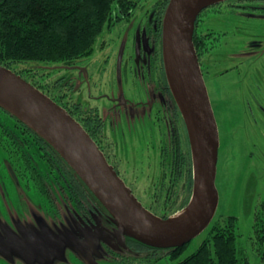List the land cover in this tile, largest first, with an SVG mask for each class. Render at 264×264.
Segmentation results:
<instances>
[{"label": "rangeland", "instance_id": "rangeland-1", "mask_svg": "<svg viewBox=\"0 0 264 264\" xmlns=\"http://www.w3.org/2000/svg\"><path fill=\"white\" fill-rule=\"evenodd\" d=\"M155 1L141 0L139 4L142 3L144 6L142 12L139 11L141 5L137 4L135 7H138V10L133 18L138 17L141 13L145 14ZM257 3H262V1ZM214 6L211 8L213 11L211 13L216 12L217 8L223 9L222 4ZM220 19L224 28L234 29L236 32L230 42L232 46L237 44L238 47L242 46L247 39L246 35L249 38L264 40V19L255 18L251 23L242 22V17L234 15L221 16ZM112 22L106 23L95 39L93 51L85 62L90 68L88 81L90 90L87 91L86 87L82 89V99H85L87 105L97 104L101 114L109 115L110 119H113L115 115L110 108L112 102L109 97L123 92L125 98L137 99L142 96L144 87L140 79L134 78L135 67L128 58L122 59L120 73L116 74L118 51L124 37L121 32L122 27L118 28V25L112 24ZM248 27L252 28L246 34ZM197 39L199 40L198 37L194 38L193 42L198 56ZM128 48L129 45L125 57L129 53ZM91 63L93 64L92 68ZM69 64L70 62L64 61L28 60L15 63L12 69L49 96L54 92V86L60 82L57 77L70 71ZM216 70L217 68L214 67L212 82L208 80L207 84L209 98L217 116L221 143L215 182L219 192V202L212 221L225 227L229 225L230 215H234L236 217L234 229L237 235V246L242 248L249 264H264V239H260L264 236V207L261 204L264 203V128L262 125L249 124L247 129L242 131L235 129L236 125H241L243 121H249L252 118L244 101L245 98H248V88L246 87L251 85L247 80H242L239 85L231 83L230 79L232 78H228V82L219 80L222 77L216 76ZM98 74L101 76L99 77ZM261 76L263 77V75ZM91 79L98 83L97 87L92 85ZM111 79L112 81H110ZM102 93L106 95L96 97ZM1 117L6 121L4 116L1 115ZM153 120L157 121L154 116ZM119 125L121 132L130 139L133 133L139 132L136 140L132 143L128 139V143L138 149L141 148L142 151L147 152V147L154 145V142H157L158 147L162 145L159 143L157 131L155 132V141H153L151 131L153 125L151 126L146 119L128 120L123 117ZM101 135L106 152H116L119 147H117V143L121 140L120 133L118 141L113 139L110 130H106L104 133L102 131ZM6 155L7 150L0 147V233L4 227L8 226L11 230L22 234L28 229L43 235L58 234L61 231L76 232L75 214L68 212L73 209L66 207L67 210H64L65 212L60 215L57 205L56 208L52 206L45 195L40 192L41 188L37 184L38 182L30 178L31 175L25 178L19 161L15 165L13 164V167L21 171V177L14 174L11 164H9L10 161L14 162L13 158H9V161ZM125 158L122 154L121 159ZM168 158L167 165L165 163L164 168L159 170L156 175L149 177L147 181L137 177L138 180H131L133 182L131 184L129 180L131 177L134 178L135 174L126 178V183L130 185L133 192L136 189L135 185L138 187L137 183L140 180L144 181V190L139 188L142 196L139 195L141 197L139 198L142 199L145 208L160 217H169L183 209L192 194V185L190 187L189 181V178L193 177L191 152L190 147L188 148L185 141L183 142L181 139V134L180 138L175 136L172 156L169 155ZM171 159L173 160L172 173L169 171ZM141 161L144 162L145 157H142ZM167 173L170 174L169 178ZM208 236L209 231L205 229L188 243L177 259L171 257L168 250L163 249L153 251L150 257L145 254L148 251L144 248L136 249L140 250L138 253L132 252L123 254V256L108 234L102 233L91 237L83 234L79 242L80 246L64 243L49 254L39 252L31 258H25L16 250H10L8 254L0 252V264H175L177 260L193 252ZM82 247H86L89 252L88 262L80 251Z\"/></svg>", "mask_w": 264, "mask_h": 264}, {"label": "water", "instance_id": "water-1", "mask_svg": "<svg viewBox=\"0 0 264 264\" xmlns=\"http://www.w3.org/2000/svg\"><path fill=\"white\" fill-rule=\"evenodd\" d=\"M224 0H168L162 20V60L167 83L186 124L192 160V194L188 204L169 217L145 208L108 163L95 141L63 107L10 68L0 64V108L23 122L64 158L106 208L115 227L110 235L125 247V237L156 248H175L206 229L215 215L219 134L207 87L193 44L198 14ZM123 45L117 58L121 70ZM101 229H98V233ZM0 234V252L10 249L31 258L49 254L64 243L77 246L73 232L25 239L14 230ZM79 247V246H78ZM86 262L89 252L80 248Z\"/></svg>", "mask_w": 264, "mask_h": 264}, {"label": "flooded vegetation", "instance_id": "flooded-vegetation-1", "mask_svg": "<svg viewBox=\"0 0 264 264\" xmlns=\"http://www.w3.org/2000/svg\"><path fill=\"white\" fill-rule=\"evenodd\" d=\"M260 1H262V3H257ZM167 2L168 0H156L145 14L141 13L136 18L133 17L138 10V7H135L137 5L132 6V8L127 11L120 10L117 13L115 12L113 15L114 20L112 24L118 25V28L122 27L121 32L124 37L120 44V48L121 45H123L122 59L126 60V58H128L130 63L134 65L135 70H132L134 78L140 79L144 86L142 96L137 99H127L123 92L109 97L112 102L110 108L113 115H115L113 119H110L109 115L105 113L102 115L97 104L92 105L90 103V105H87L88 103L85 102V99H82L83 87H86L87 91L90 90V85L88 83L90 79V68L85 64L89 56L72 60L68 66L70 71L57 77V80L60 82L55 85L57 87L54 86L52 95H49V97L63 107L82 125L95 141L99 149L103 151L102 153L106 160L125 183L127 180L126 178L133 174H135L134 178L131 177L129 180L131 184H133L131 180H138L137 177L147 181L149 177L156 175L159 170L161 171L165 163L167 165L168 156H172V145L175 136L180 138L181 134L183 142L185 141L188 148L190 147L188 130L167 83L162 60V20ZM263 2L264 0H225L218 3L223 5V9L217 8L216 12L211 13L213 12L211 8L215 6H208L199 13L197 22H195V26L196 23L197 26L195 36L193 34V39L196 37L199 38V40L197 39L199 45L197 57L206 87L208 82L213 79L212 70L214 67L217 68L215 71L216 76L222 77L219 80L228 82V78H232L230 79V81H232L231 83L238 85L242 80H247L252 86L246 87L248 88V98L244 99L246 106L249 108L248 112H251L252 118L249 120L250 123L249 121H243L241 125H236L235 129L237 131L247 129L249 124L262 125L264 128V40L249 38L246 35L247 39H245L242 46L239 45L238 47V44L232 46L230 42L236 32L234 29L228 30L224 28L221 25L220 17L234 15L242 17V22L249 23L255 18L264 19ZM139 5H141L139 11L142 12L144 6L142 3ZM251 28L252 27H248L246 34L251 31ZM128 45L129 53L125 57ZM92 66L93 64L91 63V68ZM117 73L116 63V74ZM261 75H263V77ZM91 80L92 85L97 87L98 83L93 79ZM110 81H112V79ZM104 95L106 94L102 93L96 97ZM213 112L215 115L214 108ZM153 116L157 121L153 120ZM123 117L128 120H134L135 118L148 120L150 125H153L151 128L153 141H155V132L157 131L159 143H162V145L158 147L157 142H154V145L148 146L147 152H145L142 151L141 148L138 149L131 143H128L130 137H125L119 125ZM215 119L218 128L220 148V130L216 115ZM106 130L111 131L115 141H118L120 133L121 140L117 143V147H119L116 152L110 150L112 152L107 153L104 149L105 144L102 142L103 138L101 137V133L102 131L103 133L106 132ZM138 133L139 132L132 134L130 139L132 143L136 140ZM144 133L146 134V132ZM129 152L131 153L129 154ZM122 154L123 157H126L123 160L121 159ZM142 157H145L144 162L141 161ZM172 170L173 160L171 159L169 164L170 173H172ZM167 174L169 178L170 174ZM143 180L137 183L138 187L135 185L136 189L134 192L130 185L126 183L133 195L142 204L143 201L140 199L142 196L139 188L141 187V189L144 190ZM261 204L264 207V203ZM74 219L77 224V230L76 232L74 231V234L77 236L76 243L78 245L83 234L91 237L107 233L110 240L119 248L120 254H131L132 252L135 254L140 252V250L134 248V244L132 245V243H129L130 245H128L126 238L125 247L118 245L109 232L113 230L115 225L110 220L109 213L102 207L96 205L95 208H90V213L88 214L79 211L78 214H75ZM98 229H101L100 233H98ZM7 230H11L9 226L4 227L0 233L3 236V240L6 239H4V237H6L5 232ZM34 232V230L28 229L24 234L17 233L25 239H28ZM64 232L67 233L69 231ZM10 250L14 249L11 248ZM147 251L148 252L145 254L150 256L155 249L148 248Z\"/></svg>", "mask_w": 264, "mask_h": 264}, {"label": "trees", "instance_id": "trees-1", "mask_svg": "<svg viewBox=\"0 0 264 264\" xmlns=\"http://www.w3.org/2000/svg\"><path fill=\"white\" fill-rule=\"evenodd\" d=\"M140 1L0 0V64L13 70V65L22 61L71 62L88 57L97 35L106 23L114 20V13L127 11ZM0 114L6 119L0 115V147L7 150L8 160L13 158L14 162L9 160V164L14 174L21 177L23 170L25 178L31 175L47 201L55 208L57 205L60 215L67 208L73 209L68 211L73 214H88L96 205L106 210L49 143L4 109L0 108ZM17 161L21 171L13 167ZM189 181L191 187L192 177ZM235 218L230 215L225 227L211 220L206 227L208 238L175 264H249L242 248L237 246ZM126 239L135 249H162L131 237ZM188 243L163 250L177 259Z\"/></svg>", "mask_w": 264, "mask_h": 264}]
</instances>
